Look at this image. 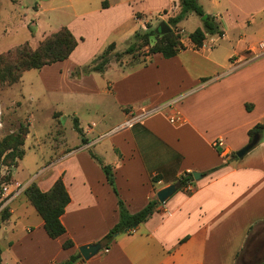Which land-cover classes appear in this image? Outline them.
<instances>
[{
  "label": "crops",
  "instance_id": "0c3cea01",
  "mask_svg": "<svg viewBox=\"0 0 264 264\" xmlns=\"http://www.w3.org/2000/svg\"><path fill=\"white\" fill-rule=\"evenodd\" d=\"M180 1L165 0L157 11L175 17L181 12ZM148 2L109 3L99 11L101 21L91 24L116 31L127 14L139 19L136 13H152L146 7L134 8ZM199 4L221 24L220 40L215 39L218 35H207L203 47L195 50L189 38L176 57L152 55L146 64L108 81V92L101 86L84 90L105 96L104 101L119 109L117 122H104L108 113L104 111L102 120L85 130L77 119L88 144L83 138L72 145L66 141L65 148L54 153L61 156L41 174L31 177L28 169L26 182L16 179L19 174L14 173L24 158L18 162L11 188L37 178L39 188L48 192L62 178L71 202L61 218L66 234L54 240L40 215V220L29 222L32 213L25 204L18 219L26 221L13 222L22 196L28 200L25 192L11 201L0 242L6 251H14L17 264L29 259L34 264L67 261L80 253V247L99 243L120 222L119 200L129 213H138L157 199L160 190L194 172L204 177L179 189L133 234L118 236L110 249L76 264H264V131L252 151L233 159L250 143L249 132L264 125V50L259 47L264 43V0H199ZM83 42L66 61L78 56ZM172 101H177V108L168 107ZM178 115L182 120L171 123ZM131 120L134 126L125 127ZM220 140L223 146L216 147ZM92 149L113 168L118 195L90 155ZM54 165L58 170L45 174ZM68 240L74 247L64 249Z\"/></svg>",
  "mask_w": 264,
  "mask_h": 264
},
{
  "label": "rangeland",
  "instance_id": "374dc122",
  "mask_svg": "<svg viewBox=\"0 0 264 264\" xmlns=\"http://www.w3.org/2000/svg\"><path fill=\"white\" fill-rule=\"evenodd\" d=\"M157 1L158 5L152 3ZM104 2L114 4L117 0H0V54L25 43H30L36 49L47 36L63 27L72 28L84 37L77 38L79 43L84 40L80 44L78 56L41 70L28 71L19 83L0 87V215L5 208H8L10 213L9 204L3 203L2 192L5 187L12 185V172L16 168L11 154L6 156L11 150L4 149L8 147L7 144H2L4 139L16 134L22 123H29L30 134L23 146L26 155L21 168L14 173L15 176L16 173L19 174L16 177L18 181L26 182L28 169L31 170V177H36L61 156V153L57 156L54 153L63 150L66 141L70 145L81 141L82 136L75 130L76 119L81 120V125L86 130L90 123H99L104 111H107L104 122L115 124L120 110L112 108L108 100L104 101L105 96H99L94 92L85 94L84 90H94L101 86L108 92V81L114 80L125 71L146 64L152 56L149 55L150 47H144L134 54L120 58L117 54L125 53L134 43L133 37L136 32L146 30L147 25H151L156 31L163 21L167 22L170 19L167 11L162 14L157 11L165 0H150L145 6L137 4L134 8L141 10L146 7L150 11L153 10L152 13H136L139 19L130 18L127 14L125 21L116 31L109 32L106 28L95 29L91 23L101 21L99 11L104 8ZM82 15L86 18L81 19ZM201 21L199 16L193 14L188 22L181 25L180 29L177 28L181 30L183 42H188L189 35L203 27ZM215 39L220 40L219 35ZM155 42L153 38L152 45ZM112 44L116 45V49L110 54L111 62L105 74L88 71V67L94 65L95 60ZM77 62L81 64L74 65ZM115 64L126 67L127 70L115 68ZM82 77L85 79L80 81ZM173 108H177V103ZM2 151H5L3 155ZM89 153L91 156H98L95 149ZM98 158L104 163L101 156ZM56 166L50 167L45 174L57 171ZM35 180L37 183L38 179ZM30 184H21L25 188L22 193ZM21 200L23 201L19 204L20 211L13 222L26 221L18 219V216H23L25 209L23 204L27 205L32 213L29 222L32 223L34 219L40 220L39 214L25 196H22ZM16 230L20 233L22 228L17 226ZM10 235V239L14 240L15 236ZM6 250L3 241L0 242V264H17L14 261V251ZM29 260L22 264H34Z\"/></svg>",
  "mask_w": 264,
  "mask_h": 264
},
{
  "label": "trees",
  "instance_id": "16d2710c",
  "mask_svg": "<svg viewBox=\"0 0 264 264\" xmlns=\"http://www.w3.org/2000/svg\"><path fill=\"white\" fill-rule=\"evenodd\" d=\"M103 6L105 8L108 6V3L104 2ZM180 6L181 12L167 21V24L173 29L172 32L162 35L156 33L151 25H147L146 30L135 33L133 37L134 43L125 53H118L117 57L120 58L125 55L134 54L144 47H150L149 55L161 54L166 59L176 57L181 51L186 49L181 32L180 30H177V28L190 13L199 16L203 22V29H198L189 35L195 50H199L203 47L207 35L224 36V30L221 24L217 21L216 17L206 14L203 7L199 4V0H181ZM153 38L156 42L152 45ZM78 45L79 41L70 29L68 27H63L58 32L47 36L40 42L36 49H34L30 43H25L0 54V87L3 85L12 86L19 83L23 75L28 71L41 70L46 66H51L68 60ZM115 49V44L110 45L107 50L95 60L94 65L88 67V71L104 73L111 62L110 54L115 51ZM29 127V123H22L17 133L11 137L5 138L2 143L3 145H8V147L4 149L11 150V153L6 156L11 154L12 159L15 162V167H18V162L25 156L23 146L26 143L27 136L30 134ZM75 130L82 136L83 144H88L77 119L75 120ZM263 131V124L256 125L249 132L251 140L254 135H261ZM4 152L2 151L1 155H3ZM92 158L102 167L106 173L109 184L118 195L115 186L113 168L104 164L96 155H92ZM233 159H238L236 154L233 155ZM155 180L156 179H154V182ZM193 183V173H186L178 181L181 190L186 189ZM25 195L44 220L45 230L51 239L55 240L66 234V228L63 225L61 218L64 215L67 206L70 204L71 198L62 178H59L52 189L48 192H43L37 183L33 182L25 190ZM160 206L161 204L159 201L153 199L143 210L131 214L126 209L124 202L119 200L120 222L110 230L103 240L99 242L102 244L103 249H110L113 242L121 234H133L136 229L145 223ZM9 217L10 213L8 208H5L0 215V230L2 229V224L8 220ZM72 247H74V243L71 240H68L63 244L64 249H70ZM81 258V254L78 253L60 264H76Z\"/></svg>",
  "mask_w": 264,
  "mask_h": 264
},
{
  "label": "water",
  "instance_id": "95a60500",
  "mask_svg": "<svg viewBox=\"0 0 264 264\" xmlns=\"http://www.w3.org/2000/svg\"><path fill=\"white\" fill-rule=\"evenodd\" d=\"M172 31L173 29L165 21H163L156 29V33H160L162 35L168 34ZM260 141H261V135L260 134L254 135L250 143L246 145L243 149L239 150L236 153V156L239 159L244 158L250 151H252L259 144ZM193 176L195 181H198L204 177V175L197 172H194ZM180 188L181 187L179 184H174L160 190L157 193V200L159 201L160 204L166 203V201L170 199L172 196H174L177 193V191H179ZM79 250L83 260L88 261L93 257H95L96 255H98L103 250V246L100 243H94V244L84 245L80 247Z\"/></svg>",
  "mask_w": 264,
  "mask_h": 264
},
{
  "label": "built area",
  "instance_id": "2783aa9c",
  "mask_svg": "<svg viewBox=\"0 0 264 264\" xmlns=\"http://www.w3.org/2000/svg\"><path fill=\"white\" fill-rule=\"evenodd\" d=\"M260 49L264 50V43H261L259 45ZM177 103V101H172L169 103L168 107H174V105ZM181 117L180 115H178L177 117H173L171 118V123L173 124H176L178 123L179 121H181ZM134 126V121H129L126 123V126L125 127H128V128H132ZM223 140H220L219 142H217L215 144L216 147H221L223 146ZM12 185H10L9 187H5L3 189V192H2V199H3V203L4 204H10L11 201L16 198L17 196H19L23 190L25 189L21 184H17L15 188H11ZM3 204V205H4Z\"/></svg>",
  "mask_w": 264,
  "mask_h": 264
}]
</instances>
